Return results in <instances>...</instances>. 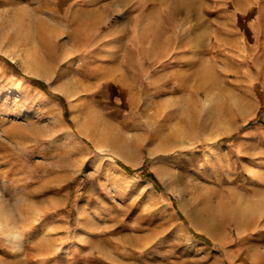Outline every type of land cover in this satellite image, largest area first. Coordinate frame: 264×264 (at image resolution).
I'll return each mask as SVG.
<instances>
[{
    "label": "rangeland",
    "instance_id": "1",
    "mask_svg": "<svg viewBox=\"0 0 264 264\" xmlns=\"http://www.w3.org/2000/svg\"><path fill=\"white\" fill-rule=\"evenodd\" d=\"M0 55V264H264V0H0Z\"/></svg>",
    "mask_w": 264,
    "mask_h": 264
},
{
    "label": "trees",
    "instance_id": "2",
    "mask_svg": "<svg viewBox=\"0 0 264 264\" xmlns=\"http://www.w3.org/2000/svg\"><path fill=\"white\" fill-rule=\"evenodd\" d=\"M0 60H7V62H10L9 59L5 58L4 56L0 55ZM22 79H25L27 80L28 82H30L31 84L35 85V86H38L40 87L42 90H44L47 94L53 96V97H56L58 98L59 100H63V97H61L59 94L57 93H53L51 92L50 90L47 89V86H46V83L41 80L40 78L38 77H34V76H29V75H22L21 76ZM66 107H64V112H66ZM260 120L259 119H256V118H251L249 119L247 122L244 123V127H247V126H251V125H257L259 124ZM123 166L129 171V172H136L138 169H134V168H131L130 166L128 165H125L123 164ZM137 174L139 176H142V177H146V178H149V179H152L154 180L155 182H157V178L155 177V175L153 174L152 171L150 170H145V169H140L139 171H137ZM171 200H174L173 197H171Z\"/></svg>",
    "mask_w": 264,
    "mask_h": 264
},
{
    "label": "clouds",
    "instance_id": "3",
    "mask_svg": "<svg viewBox=\"0 0 264 264\" xmlns=\"http://www.w3.org/2000/svg\"><path fill=\"white\" fill-rule=\"evenodd\" d=\"M22 227H23V231L18 233V236H20V237L25 236V233H26V231H27V229L24 228V226H22ZM5 228H7V231H5ZM15 231H16V230L13 229L10 225H2V224H0V239L5 238V237L8 236L10 233H13V232H15Z\"/></svg>",
    "mask_w": 264,
    "mask_h": 264
},
{
    "label": "bare ground",
    "instance_id": "4",
    "mask_svg": "<svg viewBox=\"0 0 264 264\" xmlns=\"http://www.w3.org/2000/svg\"><path fill=\"white\" fill-rule=\"evenodd\" d=\"M86 115H87V113H86ZM87 121V120H86ZM0 224H2L3 225V220L0 218Z\"/></svg>",
    "mask_w": 264,
    "mask_h": 264
},
{
    "label": "crops",
    "instance_id": "5",
    "mask_svg": "<svg viewBox=\"0 0 264 264\" xmlns=\"http://www.w3.org/2000/svg\"><path fill=\"white\" fill-rule=\"evenodd\" d=\"M227 264H231V263H227ZM248 264H250V263H248Z\"/></svg>",
    "mask_w": 264,
    "mask_h": 264
}]
</instances>
